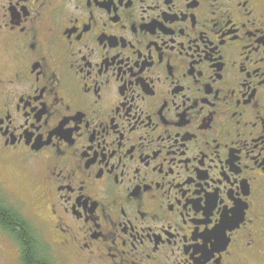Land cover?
<instances>
[{
  "label": "flooded vegetation",
  "instance_id": "obj_1",
  "mask_svg": "<svg viewBox=\"0 0 264 264\" xmlns=\"http://www.w3.org/2000/svg\"><path fill=\"white\" fill-rule=\"evenodd\" d=\"M7 161L50 264H264V0H0Z\"/></svg>",
  "mask_w": 264,
  "mask_h": 264
},
{
  "label": "rangeland",
  "instance_id": "obj_2",
  "mask_svg": "<svg viewBox=\"0 0 264 264\" xmlns=\"http://www.w3.org/2000/svg\"><path fill=\"white\" fill-rule=\"evenodd\" d=\"M32 172L26 163L7 161L0 163V182L4 187L0 193V201L3 208L16 210L26 218L35 230L37 236V251L40 256L48 261H53L51 257L52 249L44 242L40 244V221L34 212L36 203L33 193ZM0 251L3 264H21V253L14 241L8 242L4 234L0 232Z\"/></svg>",
  "mask_w": 264,
  "mask_h": 264
},
{
  "label": "trees",
  "instance_id": "obj_3",
  "mask_svg": "<svg viewBox=\"0 0 264 264\" xmlns=\"http://www.w3.org/2000/svg\"><path fill=\"white\" fill-rule=\"evenodd\" d=\"M17 225L21 226L18 229ZM0 226L19 245L21 264H50L37 251V236L30 222L16 210L3 208L0 201Z\"/></svg>",
  "mask_w": 264,
  "mask_h": 264
}]
</instances>
